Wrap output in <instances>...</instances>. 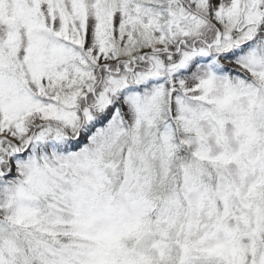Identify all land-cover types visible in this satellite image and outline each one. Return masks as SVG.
Segmentation results:
<instances>
[{
	"label": "snow or ice",
	"instance_id": "obj_1",
	"mask_svg": "<svg viewBox=\"0 0 264 264\" xmlns=\"http://www.w3.org/2000/svg\"><path fill=\"white\" fill-rule=\"evenodd\" d=\"M0 264H264V0H0Z\"/></svg>",
	"mask_w": 264,
	"mask_h": 264
}]
</instances>
